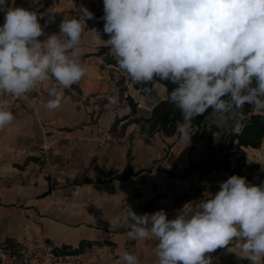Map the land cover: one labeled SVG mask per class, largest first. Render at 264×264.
Here are the masks:
<instances>
[{"label": "clouds", "instance_id": "obj_1", "mask_svg": "<svg viewBox=\"0 0 264 264\" xmlns=\"http://www.w3.org/2000/svg\"><path fill=\"white\" fill-rule=\"evenodd\" d=\"M0 12V95L20 98L52 78L59 87L48 89L45 107L58 109L64 90L88 73L80 45L94 13L79 7L80 18L62 19L59 33L41 40L51 15L42 26L45 13L10 0H0ZM103 13L104 44L132 81L177 85L168 100L181 114V142H190L192 121L210 109L215 126L232 135L243 129L245 105L264 111V0H103ZM113 93L109 106L119 102L118 89ZM14 119L0 106V130ZM205 193L173 219L164 210L141 215L127 205L128 238H155L158 264H212L206 254L233 241L239 257L264 264V183L233 174L217 192ZM120 259L140 264L128 251Z\"/></svg>", "mask_w": 264, "mask_h": 264}, {"label": "crops", "instance_id": "obj_2", "mask_svg": "<svg viewBox=\"0 0 264 264\" xmlns=\"http://www.w3.org/2000/svg\"><path fill=\"white\" fill-rule=\"evenodd\" d=\"M42 1L10 0L44 13ZM61 20L48 22L39 39L58 34ZM103 40L97 26L86 25L80 47L88 73L64 90L58 109L45 107L48 89L59 87L52 78L20 98L0 95V106L15 116L0 130V244L68 250L73 255L69 264H125L120 259L124 251L135 254L140 264H158L155 238H128L126 206L141 215L164 210L173 219L198 204L205 192H217L225 178L212 177L215 171L204 174L203 168L190 171L207 152L204 138L188 143L178 134L140 136L134 118L149 116L166 98V86L148 83L136 89L108 47L97 55L106 46ZM114 88L119 102L109 106L106 97ZM43 144L49 146L46 155L39 152ZM206 255L212 264H250L239 257L243 253L236 241Z\"/></svg>", "mask_w": 264, "mask_h": 264}, {"label": "trees", "instance_id": "obj_3", "mask_svg": "<svg viewBox=\"0 0 264 264\" xmlns=\"http://www.w3.org/2000/svg\"><path fill=\"white\" fill-rule=\"evenodd\" d=\"M104 15V14H103ZM103 15L94 14L95 19L86 20L89 28L97 26L100 36L103 39L109 38L103 32L104 21ZM107 49V46H101L97 55H101ZM107 63H114L112 57H106ZM166 86V98L157 102L149 116H139L134 121L139 125V134L144 140H148L155 133L160 132L165 136L178 134L177 125L181 122L179 110L169 102L168 93L177 85L168 81H159ZM147 84L134 83L136 89H144ZM122 90V89H121ZM211 109L203 116L197 117L192 121L190 129L191 140L204 138L206 141L207 152L201 157L198 163L190 165V171H196L203 168L204 174L211 171L220 172V168L227 172L230 168V157L233 149L237 148H260L264 140V111L257 112L251 105H245L243 110V129L239 135H232L221 128H217L213 123Z\"/></svg>", "mask_w": 264, "mask_h": 264}, {"label": "rangeland", "instance_id": "obj_4", "mask_svg": "<svg viewBox=\"0 0 264 264\" xmlns=\"http://www.w3.org/2000/svg\"><path fill=\"white\" fill-rule=\"evenodd\" d=\"M42 2L45 16L48 18L51 15L52 23L55 20L59 22V19L80 18L79 7L81 6L87 7L94 14H104L103 0H43ZM229 163L230 168L227 172L220 168V172L216 175L212 172L211 176L223 177L226 180L229 176L236 174L245 177L251 185H261L264 183V140L258 149L235 147Z\"/></svg>", "mask_w": 264, "mask_h": 264}, {"label": "built area", "instance_id": "obj_5", "mask_svg": "<svg viewBox=\"0 0 264 264\" xmlns=\"http://www.w3.org/2000/svg\"><path fill=\"white\" fill-rule=\"evenodd\" d=\"M49 146L43 144L39 148V152L46 155ZM158 196L161 192H156ZM207 194L202 199L207 198ZM2 254L0 264H69L73 261L71 253L57 252L54 248L43 245L33 247L29 244L19 243L15 249H11L8 242L4 241L0 244Z\"/></svg>", "mask_w": 264, "mask_h": 264}, {"label": "bare ground", "instance_id": "obj_6", "mask_svg": "<svg viewBox=\"0 0 264 264\" xmlns=\"http://www.w3.org/2000/svg\"><path fill=\"white\" fill-rule=\"evenodd\" d=\"M251 150H253L254 148H250Z\"/></svg>", "mask_w": 264, "mask_h": 264}]
</instances>
